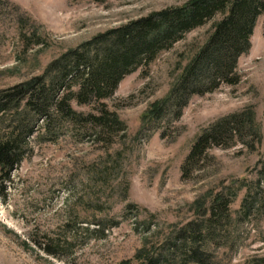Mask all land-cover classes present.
<instances>
[{"label":"rangeland","instance_id":"374dc122","mask_svg":"<svg viewBox=\"0 0 264 264\" xmlns=\"http://www.w3.org/2000/svg\"><path fill=\"white\" fill-rule=\"evenodd\" d=\"M190 1L0 0V90L43 75L53 62L99 35ZM220 19L126 76L104 101L126 123V138L116 137L111 147L68 134L57 142L33 141L34 153L13 173L7 196L0 190V264H139V250L160 247L200 220L203 209L209 215L218 194L232 196L233 221L225 238L209 245V264H250L264 257V16L255 26L251 49L238 61L239 84L194 95L180 119L145 130L153 105L168 98ZM242 113L253 115V130L211 149L206 166L184 179L183 164L196 138ZM257 192L262 206L246 216L244 202ZM79 223L106 230L83 236L65 259L31 243L71 239ZM68 225L72 229L65 232Z\"/></svg>","mask_w":264,"mask_h":264},{"label":"trees","instance_id":"16d2710c","mask_svg":"<svg viewBox=\"0 0 264 264\" xmlns=\"http://www.w3.org/2000/svg\"><path fill=\"white\" fill-rule=\"evenodd\" d=\"M218 16L221 19L213 24L209 39L168 98L149 111L145 130L156 124L170 123L171 118L180 119L192 96L214 92L222 85L240 83L238 61L251 49L255 26L264 16V0H192L185 6L163 10L99 35L53 62L43 75L0 90V190L3 196H7V184L13 173L34 153L33 141L57 142L68 134L77 140L89 138L111 147L116 137L126 138V123L104 101L114 96L126 76L148 68L188 33ZM73 103L90 107L91 111H77ZM252 127L250 113L234 114L212 125L192 145L183 164V178H191L206 166L211 149L229 146L235 137L242 138L244 133L251 132ZM231 199L230 195L218 194L209 215L206 209H201L200 220L172 234L160 247L144 246L135 259L139 264H209V245L225 238L224 234L232 225ZM261 203L258 192L247 198L245 215H250ZM81 223L72 230L69 225L64 227L65 232L71 230V239L65 235L42 242L31 239V243L49 256L65 259L75 244L82 242L83 236L105 233L104 227L98 225V229H91L82 227ZM132 263L125 260L120 264ZM250 264H264V257Z\"/></svg>","mask_w":264,"mask_h":264}]
</instances>
